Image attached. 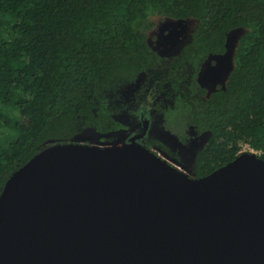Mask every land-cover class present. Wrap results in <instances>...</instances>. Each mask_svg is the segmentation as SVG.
<instances>
[{"label":"trees","instance_id":"trees-1","mask_svg":"<svg viewBox=\"0 0 264 264\" xmlns=\"http://www.w3.org/2000/svg\"><path fill=\"white\" fill-rule=\"evenodd\" d=\"M156 15L197 21L178 53L147 42ZM237 28L226 81L206 95L202 66ZM141 115L183 141L206 136L195 177L244 146L264 159V0H0V191L45 145L114 142Z\"/></svg>","mask_w":264,"mask_h":264},{"label":"water","instance_id":"water-1","mask_svg":"<svg viewBox=\"0 0 264 264\" xmlns=\"http://www.w3.org/2000/svg\"><path fill=\"white\" fill-rule=\"evenodd\" d=\"M51 142L0 191V264H264V159L190 177L140 142Z\"/></svg>","mask_w":264,"mask_h":264},{"label":"rangeland","instance_id":"rangeland-1","mask_svg":"<svg viewBox=\"0 0 264 264\" xmlns=\"http://www.w3.org/2000/svg\"><path fill=\"white\" fill-rule=\"evenodd\" d=\"M196 24L197 21L191 18L174 19L158 15L152 16L150 17V26L147 30L146 40L159 54L166 56L174 55L189 41ZM242 31L241 28L232 30L227 37L226 51L220 55H212L204 62L199 74V81L204 87L206 95H209L214 90L224 85L233 64L234 49ZM152 126L153 129L150 132V138L165 144L171 155L164 153L157 147L152 148L170 159V161H173V163L179 164L182 167L181 170L190 177H195L194 157L203 145L206 136L199 137L188 133L183 141L175 134L165 131L160 123H153ZM130 128V132L141 130V121L135 119ZM126 134L129 135L131 133L124 132L120 134L117 139L118 143L114 145L127 144L126 140H124V138L126 139ZM123 140L124 142H122ZM141 140L144 143L146 141L145 138ZM73 141L87 144H99L96 137L91 132L81 134L73 139ZM242 151H250L257 154L246 146L242 148Z\"/></svg>","mask_w":264,"mask_h":264},{"label":"flooded vegetation","instance_id":"flooded-vegetation-1","mask_svg":"<svg viewBox=\"0 0 264 264\" xmlns=\"http://www.w3.org/2000/svg\"><path fill=\"white\" fill-rule=\"evenodd\" d=\"M132 103H133V105H135V109H134V111L137 113V111H139L140 110V108H141V106H142V102H141V100L139 101V102H135L134 103V101H132ZM140 103V104H139ZM131 111H133V110H131ZM136 120H138L137 118H135ZM139 120L141 121V124H142V122L144 121V120H147L148 121V127H147V130H146V135L145 136H147V135H150V132H151V130L153 129V123L148 119V117H143L142 115L140 116V118H139ZM142 127H143V124H142ZM131 129V128H130ZM130 129H128L127 131H125V132H128V133H132V132H134V131H131L130 132ZM144 143V142H143Z\"/></svg>","mask_w":264,"mask_h":264},{"label":"bare ground","instance_id":"bare-ground-1","mask_svg":"<svg viewBox=\"0 0 264 264\" xmlns=\"http://www.w3.org/2000/svg\"><path fill=\"white\" fill-rule=\"evenodd\" d=\"M128 146V144H123V145H113V147L114 148H124V147H127ZM166 161L167 162H169V163H171V164H174V165H176V167L178 168V170H181L182 169V167L179 165V164H175V163H173V161H170V159H168L167 157H166Z\"/></svg>","mask_w":264,"mask_h":264},{"label":"built area","instance_id":"built-area-1","mask_svg":"<svg viewBox=\"0 0 264 264\" xmlns=\"http://www.w3.org/2000/svg\"><path fill=\"white\" fill-rule=\"evenodd\" d=\"M124 133V132H123ZM129 135L128 134H126V139H127V137H128ZM125 138H124V140H126ZM124 140L122 141V142H124Z\"/></svg>","mask_w":264,"mask_h":264}]
</instances>
